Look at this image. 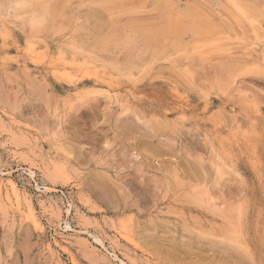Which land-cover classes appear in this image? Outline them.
<instances>
[{
  "label": "rangeland",
  "instance_id": "rangeland-1",
  "mask_svg": "<svg viewBox=\"0 0 264 264\" xmlns=\"http://www.w3.org/2000/svg\"><path fill=\"white\" fill-rule=\"evenodd\" d=\"M250 1L0 0V264H264Z\"/></svg>",
  "mask_w": 264,
  "mask_h": 264
},
{
  "label": "bare ground",
  "instance_id": "bare-ground-1",
  "mask_svg": "<svg viewBox=\"0 0 264 264\" xmlns=\"http://www.w3.org/2000/svg\"><path fill=\"white\" fill-rule=\"evenodd\" d=\"M253 1V0H252ZM231 3V2H230ZM251 3V4H250ZM250 12L247 10V9H245V8H243L244 10H247L248 12H249V18L248 19H252V21L254 22V24H253V31H254V33H255V35H256V39L258 40L259 39V37H261L263 40H264V30H262L263 28H261L262 26L259 24V20L260 19H263L264 18V0H254L253 2H251L250 1ZM233 4V3H232ZM241 4V3H240ZM245 4V3H244ZM243 4V5H244ZM247 4H248V2H247ZM240 6H242V5H240ZM247 7H248V5H247ZM237 11H240V12H242L243 14H248V13H245V11H243L242 9H240L239 8V10H237ZM261 21V20H260ZM261 22H263V20L261 21ZM260 22V23H261ZM260 25V27H259V25ZM260 28H261V30H260ZM254 35V36H255ZM260 40V39H259ZM255 46V45H254ZM224 175V174H223ZM25 209V208H24ZM32 213H33V211H32ZM33 215V214H32ZM26 219V218H25Z\"/></svg>",
  "mask_w": 264,
  "mask_h": 264
}]
</instances>
